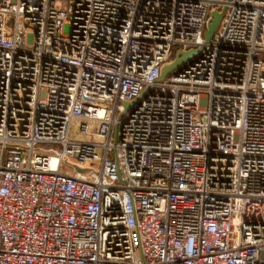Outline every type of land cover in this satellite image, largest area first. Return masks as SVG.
<instances>
[{"label":"built area","instance_id":"built-area-1","mask_svg":"<svg viewBox=\"0 0 264 264\" xmlns=\"http://www.w3.org/2000/svg\"><path fill=\"white\" fill-rule=\"evenodd\" d=\"M0 264H264V0H0Z\"/></svg>","mask_w":264,"mask_h":264},{"label":"water","instance_id":"water-1","mask_svg":"<svg viewBox=\"0 0 264 264\" xmlns=\"http://www.w3.org/2000/svg\"><path fill=\"white\" fill-rule=\"evenodd\" d=\"M222 18V13H218L216 11H212L210 14V20L207 24V28L205 31L204 39L206 42H209L212 35L215 33L216 29L218 28V25L220 23V20ZM196 51H188V52H178L176 53L175 60L169 64L163 67L161 71V75L159 80H163L165 77H167L172 71L177 70L185 61H187L193 54H195ZM141 97L137 99L139 101ZM125 108H128L130 104H124ZM77 172H84L85 170L75 169Z\"/></svg>","mask_w":264,"mask_h":264},{"label":"rangeland","instance_id":"rangeland-1","mask_svg":"<svg viewBox=\"0 0 264 264\" xmlns=\"http://www.w3.org/2000/svg\"><path fill=\"white\" fill-rule=\"evenodd\" d=\"M76 124L74 123L71 127V131H70V139H75L76 138Z\"/></svg>","mask_w":264,"mask_h":264}]
</instances>
